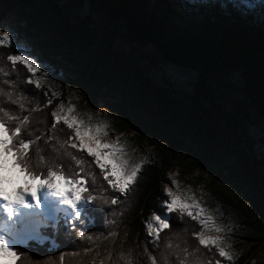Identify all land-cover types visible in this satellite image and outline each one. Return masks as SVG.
Returning a JSON list of instances; mask_svg holds the SVG:
<instances>
[{
  "label": "trees",
  "instance_id": "trees-1",
  "mask_svg": "<svg viewBox=\"0 0 264 264\" xmlns=\"http://www.w3.org/2000/svg\"><path fill=\"white\" fill-rule=\"evenodd\" d=\"M63 1L67 11L89 8L91 20L99 23L87 25L82 19L74 25L66 17L61 28H57L60 35L95 42V45L87 42L94 47L93 51L84 48L83 55L76 57L77 62L72 59L80 69V80L95 79L103 88H110L103 83L102 73L112 60L116 61L114 66L132 76L131 80L137 86L140 82L148 89L150 80L146 75L151 76L154 72H161L162 82L165 81L171 91L175 88L168 81L169 70L193 74L196 78L192 94L184 97L186 108L193 112V121L211 133L208 138L211 143L217 142V136L235 137L240 147L246 146L251 151L253 140L256 142L264 128V0H197V9L186 0ZM20 2L37 9L28 12L34 27L42 16L48 15L49 6L57 9L52 14L60 12L53 0H42V5L38 0ZM4 15L5 11L0 12V20ZM188 16L190 21H186ZM46 28L55 33L53 25ZM60 35L59 39L66 44ZM119 42L129 43L128 58L123 55L119 59L111 54ZM22 51L11 42L0 44V88L12 92L13 99L27 97L21 101L24 104L21 109L19 104L14 105L7 96L0 95V108L7 111L9 117L16 118L5 117L0 111V119L10 130L21 127L14 142L20 139L32 141L27 154L30 172L39 179L54 171L67 178L83 180L90 203L82 223L61 226L57 232L50 233L51 241L47 244L32 242L19 246V259L15 264H152L153 256L156 264H181V261L184 264H216L217 260L220 264H247L257 248H264V229L247 220L243 221L241 231L232 235L256 242L258 247H253L252 254L245 253L228 260L219 256L214 245L207 248L200 245L194 235L205 231L200 216L193 219L180 210L166 213V169L157 157L142 160L136 182L126 193L114 189L110 183L114 180L110 165L105 163L106 167L101 169L95 156L82 148H73L71 145L79 142L75 130L69 129L63 120L56 122L51 115L53 111L63 115L67 98L71 96L65 86L70 77L54 65L41 66L40 71L30 74L22 62L7 60L8 55H20ZM57 53L65 55L62 50ZM117 68H114L115 72ZM152 68L156 71L148 73ZM228 75L237 76L241 84L237 86L222 79ZM5 79L8 84L3 83ZM28 79L39 82L40 87L27 83ZM227 89L230 92L236 89L237 93L230 94ZM160 90L156 89L157 92ZM130 102L143 105L137 98ZM130 102L126 107L119 105V113L123 116L122 123L135 126L141 119ZM178 109H183L182 105ZM71 115L86 123V115L77 116L73 112ZM25 116L27 122L21 123ZM177 134L194 135L193 139L201 149V141L195 137L199 134L195 131L183 133L178 129ZM184 141L178 139L173 147L180 149ZM242 154V149L236 150L239 158ZM114 199L115 204L112 203ZM193 212L195 215L197 211ZM157 214L169 217L170 224L168 229L159 232V238L154 233L148 234L149 224L152 229L157 227L154 220ZM254 264H264V259Z\"/></svg>",
  "mask_w": 264,
  "mask_h": 264
},
{
  "label": "rangeland",
  "instance_id": "rangeland-1",
  "mask_svg": "<svg viewBox=\"0 0 264 264\" xmlns=\"http://www.w3.org/2000/svg\"><path fill=\"white\" fill-rule=\"evenodd\" d=\"M186 1L196 5H192V7L197 9V0ZM42 3V0H38V4L42 5ZM52 3L57 5L59 14H52L57 9L49 6L48 15L42 16V20L35 22L34 27L28 19V12H36L37 9L28 8L20 0H0V12L5 11L3 19L0 20V39L5 32H8V42L23 50L20 55L27 54L28 58L33 59L40 66L61 67L64 75L70 77L66 80L65 86L66 91H69L71 96L67 98L63 115L68 114L67 110L72 108L75 115H86L85 125L91 127L106 125L104 130L108 132V135L101 137V141L103 143H117L122 148L125 154L124 158L128 160L130 165L141 164L142 160L149 156L157 157L159 161H162L166 169L164 186L167 199L165 206L171 202V197L167 195L168 190H171L186 203L198 204L200 208L204 209L199 216L201 218L211 216L212 223L222 229L219 233L205 229L206 237L215 238L218 236L222 242L221 246L225 247L232 259L241 255L244 256L245 253L252 254L253 247H258L256 242L237 238L238 236L232 234L235 231H241L240 228H243L244 220L258 223L260 228L264 229V128L262 127L261 135L256 139V142L253 140L251 151L246 146L244 147L245 150L240 147L236 143L239 141L235 140V137L226 139L224 136H217V142L211 143L208 139L211 133L202 128L203 126L199 122L195 123L192 119L193 112L186 108L187 103L184 97H189L192 94V84L196 78L195 75L187 72L169 70V74L167 73L168 81L173 83L175 91L169 90L164 84L165 81L162 82L161 80V72H154L156 71L154 68L148 72H154L151 76L146 75L150 80V89L145 88L146 85L140 82V86H137L131 80L130 74L113 65L116 63L113 60L109 62L110 65L102 73L103 83L110 85V88H103L95 79L80 80V69L74 65L72 59L77 62L76 57L83 55L84 48L93 51L94 47L87 42L93 45L95 42L94 40L87 41L82 37L72 36L69 38L64 36L65 34L60 35L57 28H61L63 19L66 17L74 25L79 24L82 19H85L87 25L97 26L99 23L97 20H91L92 15L87 7L80 11L71 12L68 10V12V7L63 0H53ZM190 19L188 16L186 21H190ZM52 21L54 22L51 23ZM49 22L51 24L48 25ZM52 25L55 33L46 28ZM56 34L60 35L66 44L62 43ZM60 50L65 53L64 56L58 55L57 52ZM129 51V43L119 42L111 54L119 59L123 55L128 58L127 53ZM114 68H117V71L121 70V73L116 74L117 71L115 72ZM222 79L237 86L241 84L235 75L224 76ZM56 85L60 87L61 83H56ZM159 88L161 90L157 92L156 89ZM232 90L230 92L227 89L230 94L237 93L236 89ZM156 93H160V95L158 96ZM133 96L139 101H143V105L131 104V99H135ZM128 102L135 111H138L137 115L141 119L135 122V126H132L131 123H122L123 116L119 113L120 108L118 106L126 107ZM113 104L114 107L111 106ZM181 105L183 109H178ZM178 129L183 133H189L190 130H193L199 134L195 137L201 141V149L198 148L193 139L194 135L179 136L177 134ZM182 138L185 140L183 146L180 149L178 146L173 147V143ZM79 143L76 144L78 148H80ZM238 149L244 151V154L240 155L241 158L236 155ZM203 150H205L204 153ZM247 155L249 156L248 159H246ZM252 160H255V163ZM47 176L48 173L42 179H46ZM22 183V181L20 184L16 183V187H21ZM79 187L83 188L81 185ZM40 189L49 191L47 186ZM81 201L82 206H84L85 202L82 199ZM178 210L180 209L177 208L175 211ZM193 210L198 211L195 208ZM55 212L56 210H54V215ZM61 213L62 216L67 215L64 212ZM166 213L172 212H168L166 208ZM69 215L72 217L71 213ZM41 216L42 214L39 213L37 219ZM27 218L33 219L35 217L27 215ZM42 219L51 220L47 215L42 216ZM20 224L21 222L16 225L19 227L16 233L20 230L21 234L24 235L26 233H23L21 228L26 226ZM156 224L157 227L152 229L153 232H156L159 227L157 221ZM10 225L12 227V222ZM4 226L8 229L6 239L10 238L9 226ZM211 227L210 224L209 228ZM7 241L10 244L16 242L12 239H7ZM7 241L6 243H8ZM39 241L43 240L39 239ZM252 255L247 264L262 261L264 248H257V251L253 252ZM0 264H4V261L0 260Z\"/></svg>",
  "mask_w": 264,
  "mask_h": 264
},
{
  "label": "snow or ice",
  "instance_id": "snow-or-ice-1",
  "mask_svg": "<svg viewBox=\"0 0 264 264\" xmlns=\"http://www.w3.org/2000/svg\"><path fill=\"white\" fill-rule=\"evenodd\" d=\"M8 41L9 34L8 32H5L2 39H0V44H4ZM7 60L13 63L17 61L22 62L23 65L27 66V70L30 74L40 71L41 66L33 59L28 58L27 54L8 55ZM3 83L8 84L9 81L5 79ZM27 83H34L37 88L40 87V83L32 79H28ZM0 95L7 96L12 104H19L21 109L24 108V104L21 101L26 100V96L13 99V93L5 92L3 88H0ZM49 103H51V101H49ZM60 107L63 108V105ZM0 111H3L5 117H9L7 111H4L2 108H0ZM72 111L73 109L69 108L67 110L68 114L66 115L59 114V111H53L51 115L55 118L56 122L63 120V123L66 124L69 129L75 130V138L80 142L79 147L86 149L90 155L95 156L96 163L101 169L106 167V164L101 162L102 160L110 165V174L114 178L113 181H110L112 187L120 193H126L129 190L130 185L136 182L138 172L141 170V164L137 163L135 165H130L128 160L124 158L125 154L123 153L122 148L119 147L117 143H103L101 141V137L108 135V132L104 130L106 125L103 127L87 126L83 121H78L76 117L72 116ZM9 118L16 119L15 117ZM27 120L28 117L25 116L21 123H25ZM53 127H55V124H53ZM20 133V126H16L13 130H10L5 126V122L0 119V199L7 202L9 206L7 208L9 216L12 215L11 206L25 203V194H31L35 201V205L40 207L37 192L44 186L51 189L55 196L62 198L64 204L75 210L77 202L81 200V192L88 190L87 188L79 187V185L83 184V180H68L62 174H58L54 171H49L46 179H39L29 170L30 165L28 163L27 154L32 141L20 139L14 142V138L19 136ZM71 146L73 148L77 147L76 144H72ZM77 163H80V161H77ZM38 179L39 182L36 183ZM54 179L63 180L65 185H67V189H62L58 183L54 182ZM105 179H107V176ZM21 180L23 181L22 186L14 188L12 192H9L5 187L7 184L19 183ZM73 185H76V187H73ZM69 191H71V195L69 194ZM167 195L171 197V202L166 205L168 212H173L179 208L181 212L186 211L189 217L197 219L199 214L204 211V209L200 208L198 204H189L182 201L181 198L171 190H168ZM72 196L75 198H72ZM112 203L115 204L117 201L114 199ZM193 208L198 210L195 215L192 210ZM154 220L157 221L159 225L156 229V237L159 238V232L170 227L169 217L157 214L154 216ZM200 224L202 228L206 230H214L217 233L222 230L220 227H217L212 223L211 216L201 218ZM210 224L212 225L211 228H209ZM148 229V234L152 235L151 224L148 225ZM194 235L198 238L200 245L206 248L214 245L218 250L220 257L227 258L228 260L232 259V256L226 251L225 247L221 246L222 242L218 236L215 238L210 236L206 237L205 231L203 230L194 233ZM18 259L19 256L17 252L10 248L3 239H0V260L4 261V264H15V261ZM152 264H156V258L154 256L152 257ZM181 264H184V262L181 261ZM216 264H220V261L217 260Z\"/></svg>",
  "mask_w": 264,
  "mask_h": 264
},
{
  "label": "bare ground",
  "instance_id": "bare-ground-1",
  "mask_svg": "<svg viewBox=\"0 0 264 264\" xmlns=\"http://www.w3.org/2000/svg\"><path fill=\"white\" fill-rule=\"evenodd\" d=\"M55 183H58L60 185V187L62 189H67V185H65L63 180H54ZM16 183L13 184H7L5 186H8L11 188V190L8 189L9 192H12L14 190V188H19L16 187L15 185ZM69 194L71 195V192L69 191ZM37 198L40 201V207H36L35 205V201L33 200V197L31 196V194H25V203L24 204H16L12 207V213H16L19 211V213H23V210L21 209L22 207H27V208H31V212L28 214L26 213V215L30 216L33 215L35 218H38V214L42 212H46L48 214H50L51 217H54V210H61L64 209L66 207H68L66 204H64L62 202V198L55 196L54 192L49 189V191H44L42 189H39L37 192ZM72 198H75L74 196H72ZM7 206V208L9 207L7 202L5 201L4 203V207L5 208ZM63 206V207H62ZM2 215H5V224L9 226V230L11 233V229L13 228H18L16 227V225L18 223H20V216L17 218V220L12 221L13 217L9 216V213L7 210L2 209L1 211ZM32 218V217H30ZM1 221V219H0ZM19 221V222H18ZM12 222V227L10 225V223ZM17 222V223H15ZM15 225V226H13ZM3 227H0V239L5 240L6 237L8 236V229H4L2 230Z\"/></svg>",
  "mask_w": 264,
  "mask_h": 264
}]
</instances>
